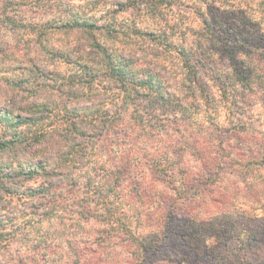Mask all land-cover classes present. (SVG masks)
I'll return each instance as SVG.
<instances>
[{"label":"clouds","instance_id":"9594fccd","mask_svg":"<svg viewBox=\"0 0 264 264\" xmlns=\"http://www.w3.org/2000/svg\"><path fill=\"white\" fill-rule=\"evenodd\" d=\"M193 2L209 24L236 17L233 62L213 50L202 21L187 14L203 33H189V40H200L220 76L200 73L207 90L179 54L165 61L141 45L122 49L139 61L128 74L77 84L72 90L81 94L70 99L16 88L0 97V142L25 140L0 160L37 169L18 178L26 188L59 186L55 216L40 223L20 215L30 201L4 197V214L17 219L0 230V264H146L149 240H163L173 221L185 220L205 230L204 246L219 253L221 264H264V0ZM53 3L30 7L50 21L62 15ZM17 18L15 8L0 12L5 68L30 67L16 49L34 34L14 28ZM34 100L59 107L47 115L30 108ZM65 107L73 119H63ZM84 210L92 213L87 219ZM45 240L51 247L35 250Z\"/></svg>","mask_w":264,"mask_h":264},{"label":"trees","instance_id":"16d2710c","mask_svg":"<svg viewBox=\"0 0 264 264\" xmlns=\"http://www.w3.org/2000/svg\"><path fill=\"white\" fill-rule=\"evenodd\" d=\"M42 1L0 0V5H2L0 12H5L10 7L15 8V4L21 3L22 6H28L33 3H41ZM68 1L60 0L56 2L57 7L63 8L60 12L62 15L50 21L42 17L37 20L35 18L28 19L22 15H18L17 20L10 21L14 28H18L25 34H37L39 46L32 43L34 42L33 40L25 41V49L33 50L35 58L25 54V59H27L30 67H26L21 63L16 67L10 66V68L2 66L4 61L9 59V49L8 47L0 46V56L4 58L0 60V71L12 73L11 77L0 75V84L3 86L1 87L2 90H0V97L7 94V89L16 88L32 96L40 94L47 97L48 94L55 92L58 96L70 99L81 94L72 90L77 84H92L95 81L106 78L123 77L130 72V67L139 63V61L134 60L131 54L125 57L122 49H127L128 46H121L118 39L119 37L129 39L133 35L151 36L153 42L160 46L162 50L166 52L177 51L181 55L180 59L183 65L190 70V75L197 79V83L203 89L207 90V85L199 79V75L200 73L207 75L206 70H209V76L220 81L218 72L214 69H206V64L210 65L214 62L207 55L204 45L199 39L195 40L197 41L195 48L177 47V39L188 38L187 30L182 29L185 27L184 23L182 25L178 23V15L174 17L170 14L171 9L181 3L182 0H126V2L117 3L121 7V11L132 8L150 19L157 18V36L155 37L153 36L154 33L146 30L138 29L131 25L122 26L116 16L112 14L108 19L106 18L108 23L97 25V19L94 16H89L88 13L97 10L98 6L106 2V0H89L87 4L90 7L87 9L81 5L74 6L71 0ZM209 11L211 12L213 9L210 8ZM196 12L202 19L204 30L210 36L217 35L221 38L222 48L217 51L221 52L223 57L231 58L234 62L236 48L232 45L236 40V36L232 30L235 28V15L224 14L219 18L213 17V22L209 24L204 18V13L198 7H196ZM57 33L63 35L62 38L56 39L61 46L53 42V35ZM103 33L108 37V40L100 37ZM74 35L79 38L76 39L75 37L74 39ZM30 42L31 46L29 45ZM117 45H119V48H117ZM213 50L216 49L213 48ZM53 60L76 69L67 75L57 76L48 68V62ZM65 88L68 89L67 92ZM58 107L59 105L56 102L48 100H34L30 106L32 110L46 113L47 115H53ZM73 117L74 113L65 107L63 119L69 120L73 119ZM24 143L23 137L14 136L10 142H0V153L6 152L10 145ZM36 174H38L36 168L21 165L19 168L14 169L11 164L0 160V230L14 226V222L17 219L15 215L4 214L5 205L2 201L5 196L18 201H30L20 211V215H32L37 219L38 223L55 216L56 209L53 205L56 203V196L54 193L59 186L49 185L47 188L41 187L39 189L26 188L18 179L20 176L32 177ZM80 215L82 218L87 219L92 213L84 210ZM29 226L31 225L29 224ZM205 235L203 228H197L188 220L183 222L173 221L163 240L159 237H153L149 240L146 249L148 253L146 264H161L163 261L173 264L175 256H180L179 262L184 263L193 261L201 264L203 262L202 258H205L208 264H221L219 253L205 248ZM0 239H3V237L0 236ZM41 246L45 248L51 247L45 240L42 245H36L35 250H39ZM188 255L191 258L187 257ZM21 264H23V261H21Z\"/></svg>","mask_w":264,"mask_h":264},{"label":"rangeland","instance_id":"374dc122","mask_svg":"<svg viewBox=\"0 0 264 264\" xmlns=\"http://www.w3.org/2000/svg\"><path fill=\"white\" fill-rule=\"evenodd\" d=\"M57 1H60V0H54V3L52 5H54L53 7H55L57 9V11L61 12V10L63 8L57 7V4H56ZM87 1H89V0H87ZM120 2H126V0H106V2H103L102 4H100L98 6V9L94 11V12H96V11L101 12L100 15L94 16L95 19H97V25H101L102 23H108L106 18L108 19L111 14L115 15L117 17L121 13L131 12L132 18L130 20H118V22H120L122 24V26L131 25V26L136 27L138 29L140 28V29L146 30L148 32L154 33L153 34L154 37L157 36V18L156 19H150L148 17H145L144 14H140L139 12H137L136 10H134L132 8L125 10V11H121V7H119L117 5V3H120ZM108 4L113 5V7L111 9H108V10L101 9V5L106 6ZM74 6H76V5H74ZM81 6L85 7L86 9L88 7H90L87 4V2ZM196 7H197V4L194 3L193 0H182L181 3H178L174 7L176 11L175 12L171 11L170 15H172L174 17H177V15L179 16L178 23L181 25L184 23L185 27L182 29L187 30V35H189V33H191L192 36L200 37L203 35V33L200 30H198L197 28H193L191 26V23H190L191 18L187 15L189 12H192V13H194L196 18H198L202 21L201 17L196 12ZM11 8H13V7H11ZM15 9L18 11V15H22L25 18H28V19H34L35 18L36 20L41 18L40 13L37 12L33 7H30V5L22 6L21 3L15 4ZM180 18H182V19H180ZM2 24L3 23L0 21V28L3 27V26H1ZM28 34H30V33H28ZM33 34H34V39H29V41L33 40L34 42H32V43H35V45L39 46L38 45L39 37L37 34H35V33H33ZM62 36L63 35L60 33L54 34L53 35V42H55L56 45L61 46V44L56 39L62 38ZM75 37H76V39L79 38L78 36L74 35V39H75ZM100 37H103L104 40H108V37L104 33L102 35H100ZM211 38H212V43H211L212 48H215L216 49L215 51H217L218 49H221L222 48L221 38H219L217 35L211 36ZM118 40H120L121 46L122 45H124L126 47L128 46V48L132 47V46H141V45L145 46L153 53V55L157 56L158 58L163 57L165 59V61H167L169 59L168 54H179L177 51L166 52V51L162 50V48L160 46H157L153 42L151 36H135V35H133L129 39L124 38V37H119ZM176 43L178 45L177 47H180V48L184 47V46H186L187 48H189V47L195 48L197 41L189 40V38H187V39L183 38V39H177ZM29 45L30 46L32 45L31 42ZM4 47L7 48V46H4ZM17 52H23L24 55L26 54L27 56H29L31 58H35L34 57L35 52L33 50H28L27 48L26 49L25 48L24 49L19 48V49H17ZM179 58H181V55H179ZM48 64H49L48 68L52 71L53 74H55L57 76L58 75H65V74L67 75V74L75 71V69H76V68H73L72 66L66 65L64 63L57 62L56 60L50 61V62H48ZM168 67L172 70H175L173 65H171V64H169ZM7 68H10V66ZM206 69H210V70L214 69L216 71L215 63H211L210 65L206 64ZM4 70L8 71L6 69H4ZM206 71H207V75H210V72H208L209 70H206ZM2 73L3 72L0 71V74H2ZM1 87H3V86L0 84V90H2ZM175 257H176L175 262L173 264H197V263H194L193 261H189L188 263L179 262L180 256H175ZM187 257L191 258L190 255H188ZM202 259H203V262H201V264H208L206 262L205 258H202ZM161 264H168V263L166 261H163V262H161Z\"/></svg>","mask_w":264,"mask_h":264}]
</instances>
